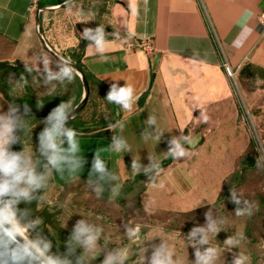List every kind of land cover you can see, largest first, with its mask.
<instances>
[{
  "label": "crops",
  "instance_id": "crops-1",
  "mask_svg": "<svg viewBox=\"0 0 264 264\" xmlns=\"http://www.w3.org/2000/svg\"><path fill=\"white\" fill-rule=\"evenodd\" d=\"M38 1L0 0V38L9 46L1 62L13 61L42 69L40 62L48 54L38 35L36 13L31 11ZM79 1L74 0L68 8L76 9ZM98 3L100 6L91 11L93 30L103 27L105 35L112 38L106 39L103 53L96 50L94 40L85 45L82 62L108 88L112 83L132 85L137 100L131 112L119 107L118 122L123 124V130L116 124L111 130L78 133L79 155L87 163L76 173L80 179L71 180L67 175L62 178L54 173L53 184L58 187L79 180L86 182L94 152L101 149H106L100 151L101 158L123 187L137 176L131 168L133 158L147 166L150 154L162 163L169 158L168 141L182 136L190 140L193 124L221 125L224 116L238 118L234 87L225 66L235 78L246 63L264 69V0H99ZM66 8L43 14L60 13ZM41 22L44 37L56 52L60 45L64 51L80 47L82 40H50L46 29L51 23L47 26L45 18ZM245 26L251 29L250 33L243 31ZM148 39L152 41L153 53L139 46ZM237 39L242 41L240 46L235 43ZM149 116L155 117V126H148ZM143 132L151 133L147 140L141 137ZM159 132L163 134L158 142L155 137ZM112 136L125 138L131 152L112 151L108 147ZM201 148L194 152L191 162L174 159L153 183H146L141 204L149 216L184 215L216 203L237 157L212 193L198 181L193 167ZM101 198L115 202L118 197L110 199L106 190ZM168 232L159 229L153 238L154 245L163 240L174 251L173 260L177 264H193L196 249L186 241L187 234ZM140 255L133 253L127 264H140ZM144 256L148 264L147 255Z\"/></svg>",
  "mask_w": 264,
  "mask_h": 264
},
{
  "label": "clouds",
  "instance_id": "clouds-1",
  "mask_svg": "<svg viewBox=\"0 0 264 264\" xmlns=\"http://www.w3.org/2000/svg\"><path fill=\"white\" fill-rule=\"evenodd\" d=\"M245 33L251 29L244 27ZM83 38L95 41L96 50L103 53L106 48L105 30L97 27L95 30L84 28ZM240 46L242 41L235 42ZM90 47L92 45L90 44ZM59 71H52L50 61L44 60L43 81L44 85H52L53 82L63 84L71 83L79 75L78 70L69 60L60 58L57 62ZM25 71L29 74L33 68L25 64ZM27 77L23 74L18 80L10 77V95L18 96L17 93L27 86ZM54 90V88H53ZM105 99L119 106L124 111L131 112L137 100L132 85L120 86L117 83L110 85ZM44 104L38 102V108ZM31 112V108L25 104L10 103L6 112H0V264H91L93 260L103 253L100 264H127L130 256V246H118L110 250L100 242L104 237L103 227L82 217L72 227L70 234L64 242L65 251L53 252L52 241L43 234L44 220L40 216L33 217L32 210L28 207L21 209V203L30 205L36 202L37 210H42L39 205L45 202L44 192L52 180L53 174H59L62 178L67 175L71 180L80 179L79 173L87 163L84 157L79 155L80 146L78 132L68 126L69 118H74V109L71 102H61L54 107L42 121L44 128L38 134V145L33 148H22L13 151L12 145L21 142L18 132H27L28 124L25 117ZM119 124L123 130V124ZM116 124L108 123L111 130ZM148 126H155V117L149 116ZM163 132L156 135L159 142ZM151 133L143 132L141 137L145 140ZM185 143H190L187 137H173L168 141L169 148L167 157L182 159L189 155ZM114 152H131V146L122 136H112V142L108 146ZM101 149L94 152L91 168L85 185L95 193L97 198L102 197L107 190L110 199L120 195L122 186L117 183L118 177L110 171L107 163L101 158ZM149 164L143 165L140 160L132 159L131 168L137 175L143 173L149 177V183H153L155 177L161 173V162L152 155H148ZM229 199L237 207V217L251 216L254 207L250 201L243 199L235 187L230 188ZM206 223L203 226L193 227L186 235V241L195 250L193 264H217L220 259V250L213 246L211 238L224 230L226 218H214L211 211L205 213ZM67 222V221H66ZM66 222H61V227H66ZM126 236L129 240L139 237V229L125 224ZM52 235L54 232L49 231ZM245 239L242 232L228 237L224 243L230 247H237ZM203 245H209L203 248ZM79 250V252H78ZM174 251L162 240L159 245H153V250L148 264H177L173 260ZM140 264H145V256L141 253ZM182 261V258H177ZM233 264H250V258L238 254Z\"/></svg>",
  "mask_w": 264,
  "mask_h": 264
},
{
  "label": "rangeland",
  "instance_id": "rangeland-1",
  "mask_svg": "<svg viewBox=\"0 0 264 264\" xmlns=\"http://www.w3.org/2000/svg\"><path fill=\"white\" fill-rule=\"evenodd\" d=\"M98 1L80 0L76 9H69L67 5L66 11L44 14L43 18L47 26L49 22L51 23V26L46 29L50 40H90L83 38L82 33L86 27L93 29L91 11L100 6ZM66 46L67 43L63 44V48ZM8 47V44L0 38V62L5 60ZM58 49L59 55H69V50H62L61 45ZM47 54L52 71H59L58 61L48 52ZM9 63L18 64L13 61ZM40 66L42 69L36 70L37 74L27 82L37 100L55 94H66L71 89L73 92L75 87L79 88L80 85L76 79L71 83L53 82L52 85L45 86L43 60ZM10 77L18 80L13 73L7 72L3 75V84L9 87L8 95L11 99H19L26 94L25 88L17 93L18 96L10 95L12 91L9 83ZM231 79L237 102L238 118L233 120L229 116H224L221 125L213 122L202 125L193 124L190 127L191 139L188 140L190 143H185L189 155L179 159V161L190 160L191 162L192 159L194 160V152L202 146L197 158L195 157L196 164L193 167L198 181L203 182L205 189L213 193L220 185L221 178L229 173L237 157L233 171L226 177L215 204L184 215L149 216L144 209L138 207L136 201L141 191L140 187H146L149 180L139 185L131 195L126 196L122 204L116 201L107 202L101 197L97 198L95 193L85 185V181L79 180L58 187L51 180L44 192L45 202L39 205L42 210L38 211L42 212L48 208L56 213L59 225L67 221L66 227H60L68 232H71L77 220L82 217L87 218L103 227L105 239H102L100 243L106 245V249L130 246L132 253L139 255L143 252L148 259L155 244L153 238L157 236L159 229L164 228L170 231L168 234L176 232L178 236L186 235L193 227L205 225V213L211 211L214 218L221 216L227 220L224 230L211 238L212 245L220 250V259L217 264H224V260L225 264H233L235 256L239 253L248 256L250 264H264V82L253 84L245 81L240 84L237 77ZM10 103V99L0 93V112H6ZM71 103L73 108L78 104L74 101ZM106 108L100 99H96L92 101L84 116L91 119L96 113L98 118H107ZM26 122L28 131L23 132V148H33L35 151L38 145L37 137L42 131L43 123L41 120ZM232 187L236 188L243 199L256 206L251 216L237 217L235 215L234 211L237 206L229 199V190ZM125 224L138 228L139 237L129 240L125 235ZM42 227L48 232H54L50 226L42 225ZM236 232H242L245 239L237 247L225 244L224 241ZM149 234L151 235L148 236ZM57 239L60 241L59 238ZM208 246L203 245L202 247ZM103 255L101 253L91 264H99V258L102 260Z\"/></svg>",
  "mask_w": 264,
  "mask_h": 264
},
{
  "label": "trees",
  "instance_id": "trees-1",
  "mask_svg": "<svg viewBox=\"0 0 264 264\" xmlns=\"http://www.w3.org/2000/svg\"><path fill=\"white\" fill-rule=\"evenodd\" d=\"M68 0H39L37 5L38 9H45L49 7H56L63 3H65ZM43 13L40 15L41 21H43ZM106 39H111V36L105 35ZM91 42V40H83L81 44L88 45ZM69 55H62L64 59L70 60L72 63L76 64V66L84 73L85 77L87 78L90 89H91V95L88 102V105L86 109L82 112L80 117L76 119L75 121L68 124L69 127H72L77 130L78 133H92L99 129L108 128V123L116 124V122L120 121L121 115L119 114L120 108L119 106L109 103L105 97L109 91V88L99 79H97L94 75H92L84 66L82 59L84 54V49H79V47L71 49L68 51ZM7 72H11L15 75L17 79L20 78V76L23 74L27 77V80L30 79L33 75L37 74L36 70L33 69V72L31 74L27 73L25 71V66H22L20 64H11L9 62H0V93L4 95L7 99H10L11 103H15L17 105L21 106V109L23 108V105L27 104L30 108H38V102H42L44 106L39 109H43L45 111L50 112L54 107L59 105L61 102L67 101L72 102L74 101L75 104H77L82 97V86L81 82L78 77L75 79L79 82V88L77 89L75 87V90L72 92V89L69 93L66 94H55L51 96H47L41 100H37L35 98L34 93L32 92V89L28 86L24 87L26 94L19 99H11L9 94V87L5 86L3 84V75ZM238 82L241 84L242 82H248L257 84L260 82H264V69L255 66L251 63H246L240 70L237 76ZM96 99H100L105 105L106 109L108 110V117L107 118H98V115L95 113L91 119L85 118L84 114L90 107L92 101H95ZM26 121H37L42 119H25ZM43 129V128H42ZM21 137V146L23 148V132H19ZM174 162V159L169 157L164 162L161 163V169L164 170L167 167H169ZM149 180V177L147 175L139 174L137 175L133 180L127 182L121 189L120 195L118 196L116 202L122 204L123 199L131 195L133 191H135L139 185L143 184L145 181ZM141 191L139 193V196L136 198L138 207L141 209H144V207L141 204V195L145 191L146 187L141 186ZM21 209L28 207L32 210L33 216H40L44 220V225L50 226L53 230L55 235L50 234L47 230L43 228V231L54 241V243L59 247V249L62 251V253L65 251L64 242L66 241L68 235L70 232L65 230L64 228H61L56 220V213L51 212L48 208L43 210L42 212H39L37 210L36 202H33L30 205H26L21 203L19 205ZM60 241H58V239ZM53 252H55L53 250ZM79 252V250H78Z\"/></svg>",
  "mask_w": 264,
  "mask_h": 264
},
{
  "label": "water",
  "instance_id": "water-1",
  "mask_svg": "<svg viewBox=\"0 0 264 264\" xmlns=\"http://www.w3.org/2000/svg\"><path fill=\"white\" fill-rule=\"evenodd\" d=\"M74 0H68L65 3L56 6V7H52V8H45V9H38L36 11V18H37V28H38V35L40 38V41L44 47V49L57 61H59L60 58H63L61 55H59L54 49L51 48V46L48 44V42L46 41L45 37H44V33H43V29H42V22L40 19V15L44 12H48L50 10H55V9H61L67 5H69L70 3H72ZM84 44H81L79 49L84 48ZM64 59V58H63ZM67 60V59H66ZM72 63V62H71ZM72 65L78 70L79 75L77 76L81 82L82 85V97L80 102L73 108L74 109V118H69L68 120V124L75 121L76 119H78L80 117V115L82 114V112L85 110V108L88 105L89 99H90V94H91V89H90V85L89 82L87 80V78L85 77L84 73L76 66V64L72 63ZM50 112L45 111L43 109H39V108H31V112L28 116L25 117V119H42L44 120L46 118V116L49 114ZM17 135H20L19 132L17 133ZM12 150L13 151H20L22 150V146H21V142H18L16 144L12 145ZM43 234L45 236H47L53 243V250L56 252L57 250H59V252L62 253V251L59 249V247L54 243V241L43 231Z\"/></svg>",
  "mask_w": 264,
  "mask_h": 264
},
{
  "label": "built area",
  "instance_id": "built-area-1",
  "mask_svg": "<svg viewBox=\"0 0 264 264\" xmlns=\"http://www.w3.org/2000/svg\"><path fill=\"white\" fill-rule=\"evenodd\" d=\"M31 11L34 14L36 13V11H37V4L36 3L33 4L32 8H31ZM139 46H140L141 49L145 50L148 53H153L155 51L153 46H152V41L149 40V39L148 40H144L143 42H141ZM225 69H226L227 75L230 78H234L235 77L234 73L227 66H225Z\"/></svg>",
  "mask_w": 264,
  "mask_h": 264
}]
</instances>
